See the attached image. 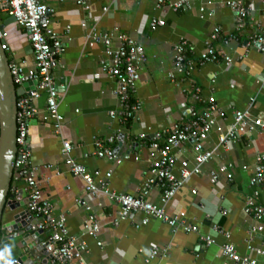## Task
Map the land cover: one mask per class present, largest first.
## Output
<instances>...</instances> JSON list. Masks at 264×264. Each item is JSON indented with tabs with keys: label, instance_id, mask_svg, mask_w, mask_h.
<instances>
[{
	"label": "crops",
	"instance_id": "obj_1",
	"mask_svg": "<svg viewBox=\"0 0 264 264\" xmlns=\"http://www.w3.org/2000/svg\"><path fill=\"white\" fill-rule=\"evenodd\" d=\"M211 1L204 4L202 0H194L192 7L174 11L168 6L157 7L156 0H88L86 5H80L76 0H46L55 11L50 18V27L66 45L61 57L63 64L53 69L61 92L59 110L64 121L58 133L51 121L42 122L39 116L34 117L30 122L29 143L43 195L51 200L54 214L65 219L70 234L87 245L72 264H223L222 243L231 241L238 252L244 254L251 227L260 222L264 225V215L257 220L244 211L246 198L255 192L264 207V183L258 186L250 183L256 155L264 153V133L260 131L247 132L231 142L227 149H218L204 165L202 173L192 176L167 203L168 213L196 224L197 232L174 231L164 221L154 218L137 226L143 213H133L115 225L120 207L102 192L87 193L85 181L70 172L62 155V140L68 139L73 145L72 155L96 179L111 172L109 185L112 189L141 194L160 203L161 189L152 187L144 192L151 160L149 139L155 132L167 129L181 119H191L189 109L194 104L191 93L196 86L205 96L212 93L224 109V118L217 119L224 128L232 124L235 109L247 107L251 96H256L252 115L264 119V88H260L264 45L262 49H251L245 58L235 61L230 70L222 61L205 62L195 65L190 76L184 79L178 76L172 80L168 75L173 70L174 44L181 38H187L192 44L196 59L213 27L220 26L221 35L216 45L236 56L245 49L242 43L252 30L250 23L256 19L264 25L263 3L254 0L247 17L248 25L239 32V40L225 44L223 39L235 35L234 14L228 0ZM154 18H162L165 23L153 28L151 21ZM3 27L7 32L8 59L33 65L28 30L6 15H3ZM115 28L142 44L146 53L135 93L142 107L126 124L110 114L119 108V104L114 93L115 79L101 70L104 46L102 43L90 45L86 39L91 31L100 33ZM45 102L46 95L43 94L37 101L41 110ZM140 133H146L148 138L140 139ZM219 135L220 132L213 128L204 140L205 147H214ZM110 136L115 138L111 146L118 160H108L93 153L95 140ZM193 146V141L185 143L177 151L178 156L192 159ZM179 164L174 171L176 175H179ZM223 164L227 165V171L220 174L217 183H212L210 171ZM18 186L23 190L26 203L24 183L19 182ZM193 187H196V193L191 191ZM77 198H84L91 209L77 204ZM89 213L95 215L100 226L96 235L83 228ZM9 215V212L5 213V221ZM213 224L228 231L230 237L213 230ZM4 235L3 230L1 236ZM205 235L212 236L215 242L204 246L201 236ZM44 236L42 233L40 239ZM252 239L254 245L264 248V231L254 234ZM154 245L171 247L165 256L147 261ZM3 254L18 257L16 251L6 253L5 246ZM259 261H264V256H260Z\"/></svg>",
	"mask_w": 264,
	"mask_h": 264
},
{
	"label": "built area",
	"instance_id": "obj_2",
	"mask_svg": "<svg viewBox=\"0 0 264 264\" xmlns=\"http://www.w3.org/2000/svg\"><path fill=\"white\" fill-rule=\"evenodd\" d=\"M80 5H86L88 0H76ZM204 4H210L211 0H202ZM254 0H228L227 4L234 14L235 35L223 39L225 44L231 40H239V32L244 30L248 23L252 3ZM262 13L264 14V0ZM194 0H156L157 7L168 6L177 11L192 7ZM203 8V7H202ZM54 8L49 6L46 0H0V41L1 47L8 52L9 45L6 41L7 32L3 27V15L15 17L20 27L30 32V43L33 50V65L26 66L14 60H9L12 79L16 87L26 82L36 81L33 88L25 90L17 99L16 112V158L12 174L10 194L17 195L18 183H24L26 191V208L37 219L32 224L35 231L42 230L45 233L41 244L51 253V264H72L86 250L84 241L70 234L67 223L63 217L56 216L53 212L51 200L42 193L37 180V166L32 161V148L29 143V132L31 120L39 116L42 122L51 121L56 132H61L64 116L59 110L61 92L53 75V69L61 66L62 55L65 51V42L61 36L50 27V18L54 14ZM165 23L162 18H154L151 21L153 28ZM252 30L243 40V52L233 56L220 49L216 42L221 35L220 26H214L204 43V49L196 59L193 57L194 49L187 38H181L174 44L173 70L169 77L176 80L178 76L182 79L190 76L195 65L205 62H224L228 70L232 69L235 61L245 58L251 49H262L264 45V25L260 20L250 23ZM90 45L102 43L104 46V57L101 59V70L114 78L116 81L115 95L118 98L119 108L110 111L113 118H118L126 124L133 119L141 109L142 103L135 96L138 82L141 78L142 65L146 60L145 49L142 44L133 40L127 33L115 28L110 31H91L86 35ZM114 42H116L114 44ZM214 81V79H213ZM260 88H264V71L260 77ZM214 88H211L213 92ZM46 95L44 109L37 105L38 99ZM194 104L190 106L191 119H181L171 127L155 132L149 139L151 160L149 165V177L144 184V192L147 193L152 187L162 190L160 203L148 200L141 194L119 192L109 185L111 172H107L104 178L96 179L88 168L77 162L72 155L73 145L70 140H62V155L70 172L79 175L85 181V190L89 194L102 192L107 195L120 209L114 224L131 216L133 213H143L140 223L146 224L150 219H159L167 223L174 231L197 232L198 226L186 218L170 214L166 210L167 203L174 195L185 186L194 175L202 173L204 165L209 162L215 152L227 149L231 142L238 140L241 135L250 131L264 133V119L252 115V108L256 103V96H251L245 109L234 110V120L230 127L224 128L217 122L218 118H224L225 111L216 101L211 93L208 96L202 94L200 87L196 86L191 93ZM199 104V106L197 105ZM216 128L219 138L216 145L207 148L204 140L209 136L211 130ZM139 138L146 140V133H140ZM114 137L97 138L95 140L94 154L108 160H118L115 149L111 146ZM193 141L194 156L192 159L180 158L177 151L182 146ZM179 175L175 174L177 163ZM227 165L223 164L218 169L210 171V181L217 183L221 173L227 171ZM230 178V174L228 175ZM250 183L258 186L264 183V153L256 155L253 173ZM23 191V190H22ZM197 192L196 187L191 190ZM76 203L91 209L90 204L84 198H77ZM244 211L254 219L260 220L264 215V207L257 200V193L249 195L244 204ZM83 228L92 235L99 231V223L93 213H89L85 219ZM212 229L229 238L230 233L217 224ZM264 231L262 222L254 225L249 230L247 252H238L235 244L226 241L221 244L220 252L223 264H264L259 261L264 256L262 245H254L252 236ZM204 246H210L215 239L210 235L201 236ZM101 245V242L98 241ZM170 245L159 247L154 245L149 250L147 261L157 257L165 256ZM18 263V257L13 258Z\"/></svg>",
	"mask_w": 264,
	"mask_h": 264
},
{
	"label": "water",
	"instance_id": "obj_3",
	"mask_svg": "<svg viewBox=\"0 0 264 264\" xmlns=\"http://www.w3.org/2000/svg\"><path fill=\"white\" fill-rule=\"evenodd\" d=\"M10 19L15 20V17L10 16ZM34 84L36 81H30L16 87L7 52L1 47L0 41V264H51V253L40 241L42 230L32 229L37 219L26 208L23 191L20 190L17 195L10 194L17 150V99L25 90L33 88ZM6 212L10 215L5 221ZM3 230L4 237L1 236ZM3 246L6 253L16 251L18 263H14L11 256H4Z\"/></svg>",
	"mask_w": 264,
	"mask_h": 264
},
{
	"label": "clouds",
	"instance_id": "obj_4",
	"mask_svg": "<svg viewBox=\"0 0 264 264\" xmlns=\"http://www.w3.org/2000/svg\"><path fill=\"white\" fill-rule=\"evenodd\" d=\"M0 258H2V257H0Z\"/></svg>",
	"mask_w": 264,
	"mask_h": 264
}]
</instances>
